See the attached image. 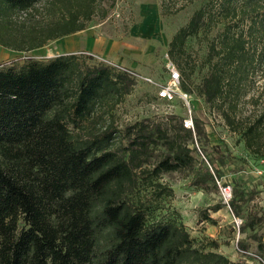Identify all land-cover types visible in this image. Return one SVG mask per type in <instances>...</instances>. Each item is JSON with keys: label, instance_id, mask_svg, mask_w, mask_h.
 Wrapping results in <instances>:
<instances>
[{"label": "trees", "instance_id": "obj_1", "mask_svg": "<svg viewBox=\"0 0 264 264\" xmlns=\"http://www.w3.org/2000/svg\"><path fill=\"white\" fill-rule=\"evenodd\" d=\"M41 1L0 0V48L27 53L84 30L78 19L88 20L92 0H47L63 7V20L26 27L24 18ZM167 1L160 4L165 15ZM201 34L211 38L198 95L245 147L256 146L264 104L251 118L240 117L237 106L253 63L264 57V0H203L167 44L182 77L193 72L184 60L186 43ZM130 80L125 70L88 66L74 55L0 63V264H239L195 247L178 218L162 213L168 190L148 195L161 174L192 167L179 136L190 141L192 134L180 120L153 130L132 124L121 153L110 148V128L84 137L77 132L101 102L126 93ZM180 91L188 92L183 83ZM156 143L165 152L141 171L149 180L144 190L135 189L133 170ZM193 173L191 185L202 187L217 171L203 166Z\"/></svg>", "mask_w": 264, "mask_h": 264}, {"label": "rangeland", "instance_id": "obj_2", "mask_svg": "<svg viewBox=\"0 0 264 264\" xmlns=\"http://www.w3.org/2000/svg\"><path fill=\"white\" fill-rule=\"evenodd\" d=\"M202 1L168 0L165 15L160 10L161 0H92L88 20L78 19L84 25L82 32L48 42L27 53L0 48V63H20L26 59L45 61L59 55H74L82 57L88 66L102 63L127 71L131 80L126 93L116 102H101L83 129L77 131L84 137L87 133L96 134L110 128L115 136L110 148L117 153L126 146L127 127L142 122L150 130L156 125L164 129L168 120L175 128L189 108L192 139L179 136L188 146L192 167L161 174L151 181L153 185L148 187V195L159 188L170 192L161 200L162 213L178 218L193 245L205 248L203 252H214L230 262L255 264L238 253L246 250L264 263V123L256 146L247 148L239 136L224 125L216 109L208 107L199 97L197 86L205 72L202 60L210 34H201L186 43L184 60L193 69L187 77L181 76L179 64L167 55L172 35ZM30 14V18H24L26 27L61 21L66 15L63 7L51 5L47 0L37 4ZM165 59L174 66L179 83L188 91V108L178 98L170 104L157 100L154 86L143 81L149 79L156 85L165 83ZM183 63L182 60L180 64ZM253 64V74L247 78L245 95L237 106L242 118L258 114L264 104V57ZM194 122L200 129L199 136L194 135ZM164 152L160 143L148 150V160L133 170L135 189L144 190V183L149 180L144 181L146 178L141 171L150 169ZM203 166L210 173L215 169L217 174L213 182L194 187L191 185L193 172ZM216 182L230 188L228 207L218 193ZM231 202L233 210L229 207ZM215 207L218 209L214 210ZM203 215L210 221L202 220ZM208 243L215 244L216 249L206 248Z\"/></svg>", "mask_w": 264, "mask_h": 264}, {"label": "built area", "instance_id": "obj_3", "mask_svg": "<svg viewBox=\"0 0 264 264\" xmlns=\"http://www.w3.org/2000/svg\"><path fill=\"white\" fill-rule=\"evenodd\" d=\"M165 60H166V63L164 65V69L167 72V80L165 83L156 85L153 82H151V80H149V79H144L143 81L154 86L155 97L157 100L163 102L164 104H170L176 98H178L182 102H184L186 107H187L188 96L186 93H183L180 91L179 74L175 70V68L171 64V62H169L167 59H165ZM118 70L124 71L123 69H120V68ZM181 126L183 129H186V130H192L193 129L191 118H190L189 108L187 110L186 117L181 120ZM217 188H218V193L221 196V198L223 199L225 206L228 207L227 204L230 200V188H229V186L228 185L221 186V185H218V183H217ZM239 223L240 222L236 223V226L239 225ZM238 253H240L243 256L248 257L249 260H251L255 264H264L263 261L257 255H255L251 252L239 250Z\"/></svg>", "mask_w": 264, "mask_h": 264}, {"label": "crops", "instance_id": "obj_4", "mask_svg": "<svg viewBox=\"0 0 264 264\" xmlns=\"http://www.w3.org/2000/svg\"><path fill=\"white\" fill-rule=\"evenodd\" d=\"M82 31H83V30H82ZM82 31H79V32H82ZM79 32H76V33H79ZM76 33H75V34H76ZM65 37H66V36H65ZM62 38H63V37H62ZM91 47H92V46H91ZM244 251H246V250H244Z\"/></svg>", "mask_w": 264, "mask_h": 264}]
</instances>
